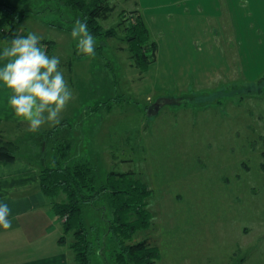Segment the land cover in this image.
<instances>
[{"label": "rangeland", "instance_id": "rangeland-1", "mask_svg": "<svg viewBox=\"0 0 264 264\" xmlns=\"http://www.w3.org/2000/svg\"><path fill=\"white\" fill-rule=\"evenodd\" d=\"M10 1L28 13L16 32L54 42L48 54L60 57L72 91L58 134L73 141L72 156L99 179L128 172L149 186L151 224L131 242L159 249L152 264H264V0H107L113 11L100 22L118 33L96 39L91 57L67 34L76 20L67 0ZM133 10L157 44L144 69L117 27ZM8 28L0 25V44ZM55 125L4 134L29 137L16 140L21 152L22 142L44 144ZM53 145L41 152L47 160ZM82 215L96 226L95 264H114L109 210L85 206Z\"/></svg>", "mask_w": 264, "mask_h": 264}, {"label": "trees", "instance_id": "trees-1", "mask_svg": "<svg viewBox=\"0 0 264 264\" xmlns=\"http://www.w3.org/2000/svg\"><path fill=\"white\" fill-rule=\"evenodd\" d=\"M66 4L71 8L75 19L86 18L89 30L96 39L117 35L116 27L104 28L100 22V19L113 11V6L107 0H67ZM23 11L10 0H0V25H9L6 31H2L4 43L9 45L13 36L28 34L15 31L28 15L26 10ZM131 12V16L125 15L117 27L124 24L130 58L135 65L144 69L156 60L157 44L150 36L142 13L136 10ZM53 26L64 29L61 24ZM40 44L48 45L47 53L54 47V42L46 39H41ZM101 46L95 50H101ZM67 124L68 121L64 120L45 134V142L54 144L49 148L53 156L51 164L42 169L40 178L44 195L56 198L64 195L62 200L53 205L59 218L64 219V233L59 241L69 243L74 254V264H95L99 249L97 241L90 236L91 230H96V226L88 227L82 212L85 206L103 209L106 213L109 210V219H106L107 233L114 244L111 249L114 264H152L160 256L159 249L146 239L131 242L137 231L146 229L151 224V212L147 208L148 198L151 196L149 186L128 172L111 171L105 174L104 179H99L89 160L75 159L72 156L73 141H65L59 136V130ZM16 151V143L6 139L0 130V163L13 162Z\"/></svg>", "mask_w": 264, "mask_h": 264}, {"label": "crops", "instance_id": "crops-1", "mask_svg": "<svg viewBox=\"0 0 264 264\" xmlns=\"http://www.w3.org/2000/svg\"><path fill=\"white\" fill-rule=\"evenodd\" d=\"M5 46L8 44H0V47ZM77 59L84 61L78 56ZM233 61L232 59L227 69L232 76L235 73ZM10 95V89L0 86V130L3 134L13 131V128L18 131L15 126L28 124L18 118L9 106ZM35 136L38 137L39 133ZM23 137L29 138L18 133V137L13 140L17 147V141ZM22 143L24 149L18 152L17 148L13 162L0 163V199L8 203L11 208L10 218L13 219L11 229H0V264H74L69 243L59 241L64 230L63 219L59 218L53 208L54 202L58 200L44 195L41 190V171L51 164V159L47 160L41 154L46 150L47 143L38 142V146ZM83 151L82 147L81 156ZM52 156L53 154L49 158Z\"/></svg>", "mask_w": 264, "mask_h": 264}, {"label": "clouds", "instance_id": "clouds-1", "mask_svg": "<svg viewBox=\"0 0 264 264\" xmlns=\"http://www.w3.org/2000/svg\"><path fill=\"white\" fill-rule=\"evenodd\" d=\"M70 36L76 42V51L95 56L97 42L85 19H76ZM36 32L16 35L8 46L0 47V86L11 90L9 106L15 115L27 121L32 132H37L45 122L60 124L59 115L72 100L60 70V57L49 55ZM11 208L0 199V229L12 228Z\"/></svg>", "mask_w": 264, "mask_h": 264}]
</instances>
